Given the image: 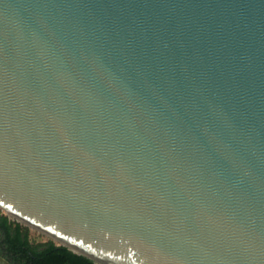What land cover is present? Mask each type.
Segmentation results:
<instances>
[{
  "label": "water",
  "instance_id": "obj_1",
  "mask_svg": "<svg viewBox=\"0 0 264 264\" xmlns=\"http://www.w3.org/2000/svg\"><path fill=\"white\" fill-rule=\"evenodd\" d=\"M0 207L100 264H264V0H0Z\"/></svg>",
  "mask_w": 264,
  "mask_h": 264
},
{
  "label": "trees",
  "instance_id": "obj_2",
  "mask_svg": "<svg viewBox=\"0 0 264 264\" xmlns=\"http://www.w3.org/2000/svg\"><path fill=\"white\" fill-rule=\"evenodd\" d=\"M0 255L10 264H97L51 239L32 242L28 227L3 212H0Z\"/></svg>",
  "mask_w": 264,
  "mask_h": 264
},
{
  "label": "rangeland",
  "instance_id": "obj_3",
  "mask_svg": "<svg viewBox=\"0 0 264 264\" xmlns=\"http://www.w3.org/2000/svg\"><path fill=\"white\" fill-rule=\"evenodd\" d=\"M0 212L5 213V211L1 207H0ZM9 218L12 219V220H16V218L13 215H9ZM19 222L22 223L23 225H25L26 227H28L29 238L31 239L32 242H41V241H46V240L51 239V240L55 241L56 243H59V241L57 239H55L52 236H50L49 234L41 231L40 229H38V228H36V227H34L32 225H26L22 221H19ZM0 256H2V255H0ZM96 263L100 264L98 261H96ZM0 264H4V263L0 262Z\"/></svg>",
  "mask_w": 264,
  "mask_h": 264
},
{
  "label": "crops",
  "instance_id": "obj_4",
  "mask_svg": "<svg viewBox=\"0 0 264 264\" xmlns=\"http://www.w3.org/2000/svg\"><path fill=\"white\" fill-rule=\"evenodd\" d=\"M0 262H2V261L0 260Z\"/></svg>",
  "mask_w": 264,
  "mask_h": 264
}]
</instances>
